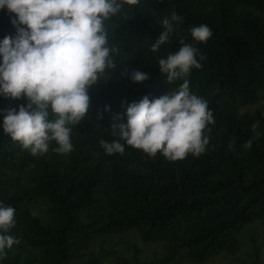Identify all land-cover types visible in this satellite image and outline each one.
<instances>
[{"label": "trees", "instance_id": "16d2710c", "mask_svg": "<svg viewBox=\"0 0 264 264\" xmlns=\"http://www.w3.org/2000/svg\"><path fill=\"white\" fill-rule=\"evenodd\" d=\"M172 13L182 22L153 52L161 21ZM13 18L0 9V45L18 35ZM200 25L212 31L206 43L189 31ZM104 27L117 68L89 88L88 113L70 125L69 153L54 151L50 141L47 153L34 156L13 141L4 116L29 101L0 94V204L15 209L10 234L20 241L0 264H204L237 256L255 224L264 231V0H139ZM181 40L199 50L202 65L183 79L190 94L207 101L215 123L203 153L171 161L128 146L112 128L127 123L131 103L178 90L183 79L170 84L158 61ZM134 71L149 79L134 82ZM101 140H119L125 151L108 155ZM249 235L255 257L244 264H261L264 233L259 245L256 230ZM154 244L164 252L148 260L142 246Z\"/></svg>", "mask_w": 264, "mask_h": 264}, {"label": "clouds", "instance_id": "9594fccd", "mask_svg": "<svg viewBox=\"0 0 264 264\" xmlns=\"http://www.w3.org/2000/svg\"><path fill=\"white\" fill-rule=\"evenodd\" d=\"M139 0H0V9L15 13V40L6 37L0 45V94L13 99L26 96L29 103L19 110L10 108L3 120V131L18 141L31 154L43 155L49 142L54 151L66 154L73 149L72 128L89 111V88L117 68L112 54L117 49L107 46L104 21L121 13L125 4ZM182 17L172 13L161 21L162 31L152 44L156 52L169 42L173 23ZM25 25V27H20ZM192 38L206 43L212 36L207 25L190 28ZM181 47L158 61L167 81L183 79L197 60L198 49L181 40ZM204 59V57H201ZM134 82L149 79L141 71L131 75ZM50 113L55 117L50 119ZM117 116L114 119H120ZM206 100L190 94L189 81L183 79L178 90L155 100L145 96L127 107V123L113 125V132L128 146L150 156L161 153L171 161L184 159L189 153L199 156L209 143L205 131L214 124ZM258 124L252 125L255 133ZM117 128L119 129L117 131ZM106 154L123 153L119 140L100 141ZM252 140L244 145L251 147ZM231 147V145H230ZM16 225L15 209L0 204V260L20 241L10 234Z\"/></svg>", "mask_w": 264, "mask_h": 264}, {"label": "rangeland", "instance_id": "374dc122", "mask_svg": "<svg viewBox=\"0 0 264 264\" xmlns=\"http://www.w3.org/2000/svg\"><path fill=\"white\" fill-rule=\"evenodd\" d=\"M249 110H253V108H248ZM256 230V235H254L256 244L262 243L261 236L263 235L264 231L260 224H255L253 228H251L249 231L250 233ZM250 233L245 234V246L242 253L238 254L237 256H230V255H218L211 260L207 261L204 264H244L245 262H251V260L255 257V250L253 247H255L254 243L250 240L251 236ZM250 236V237H249ZM142 246V245H141ZM146 248L145 258L150 260L151 257H161L164 248L161 244H154L149 246H142ZM261 264H264V252L261 254L260 258ZM182 264H200L199 262L195 261H186Z\"/></svg>", "mask_w": 264, "mask_h": 264}]
</instances>
